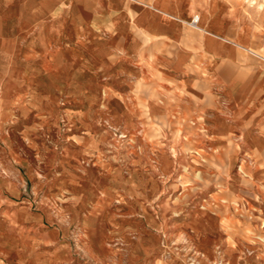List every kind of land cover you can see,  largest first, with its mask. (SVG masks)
<instances>
[{
    "label": "rangeland",
    "instance_id": "obj_1",
    "mask_svg": "<svg viewBox=\"0 0 264 264\" xmlns=\"http://www.w3.org/2000/svg\"><path fill=\"white\" fill-rule=\"evenodd\" d=\"M223 1L264 40V0ZM16 4L0 0V264H264L255 176L231 191L188 159L160 174L184 144L113 127L98 76L37 44Z\"/></svg>",
    "mask_w": 264,
    "mask_h": 264
},
{
    "label": "crops",
    "instance_id": "obj_2",
    "mask_svg": "<svg viewBox=\"0 0 264 264\" xmlns=\"http://www.w3.org/2000/svg\"><path fill=\"white\" fill-rule=\"evenodd\" d=\"M16 1L37 44L72 50L77 75L98 76L113 127L184 144L160 152V174L188 159L208 184L264 187V40L223 0Z\"/></svg>",
    "mask_w": 264,
    "mask_h": 264
},
{
    "label": "built area",
    "instance_id": "obj_3",
    "mask_svg": "<svg viewBox=\"0 0 264 264\" xmlns=\"http://www.w3.org/2000/svg\"><path fill=\"white\" fill-rule=\"evenodd\" d=\"M199 19H200L199 16H195V17L193 18V20L191 21V25L194 26V27H196L197 24L199 23Z\"/></svg>",
    "mask_w": 264,
    "mask_h": 264
}]
</instances>
